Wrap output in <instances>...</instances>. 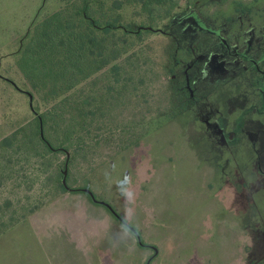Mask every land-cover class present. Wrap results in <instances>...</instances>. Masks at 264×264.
Returning a JSON list of instances; mask_svg holds the SVG:
<instances>
[{"label": "rangeland", "instance_id": "1", "mask_svg": "<svg viewBox=\"0 0 264 264\" xmlns=\"http://www.w3.org/2000/svg\"><path fill=\"white\" fill-rule=\"evenodd\" d=\"M69 1L0 0V236L74 210L90 264H264V0H181L142 41L133 28L121 78L44 103L17 60ZM52 109L46 149L30 124Z\"/></svg>", "mask_w": 264, "mask_h": 264}, {"label": "trees", "instance_id": "2", "mask_svg": "<svg viewBox=\"0 0 264 264\" xmlns=\"http://www.w3.org/2000/svg\"><path fill=\"white\" fill-rule=\"evenodd\" d=\"M180 2L181 0H70L59 11L36 25L17 60L18 71L31 90L39 94L44 103L51 104L108 69L110 75L121 78L117 76L120 73L118 62L131 50L133 44L128 37L136 33L133 28L137 26L139 32L136 37L142 41L141 38H146V35L157 30L160 23L172 16ZM234 5L240 14H245V9L250 7L242 0H234ZM125 8L134 9V16L142 20L140 24L125 21ZM116 82L121 81L118 79ZM53 111L48 110L30 124L34 127L29 139L39 147L41 143L46 149L47 146L50 149L55 147V141L44 134ZM132 111V115L137 116ZM179 112L177 110L175 115ZM133 116L130 128H139L144 122L152 121L151 118L141 117L136 120ZM21 132L25 133V129ZM25 135L27 136L26 133ZM42 139L47 146L42 143ZM131 139L133 144L138 142L133 136ZM9 141L10 138H6L0 145H7ZM109 211L117 218L114 209Z\"/></svg>", "mask_w": 264, "mask_h": 264}, {"label": "crops", "instance_id": "3", "mask_svg": "<svg viewBox=\"0 0 264 264\" xmlns=\"http://www.w3.org/2000/svg\"><path fill=\"white\" fill-rule=\"evenodd\" d=\"M80 215L48 210L14 226L0 236V264H90Z\"/></svg>", "mask_w": 264, "mask_h": 264}, {"label": "water", "instance_id": "4", "mask_svg": "<svg viewBox=\"0 0 264 264\" xmlns=\"http://www.w3.org/2000/svg\"><path fill=\"white\" fill-rule=\"evenodd\" d=\"M84 192L85 193H88V194H90V196H92V194L90 193V191H88V190H84ZM93 198V200L95 201L96 199H94V197H92Z\"/></svg>", "mask_w": 264, "mask_h": 264}]
</instances>
